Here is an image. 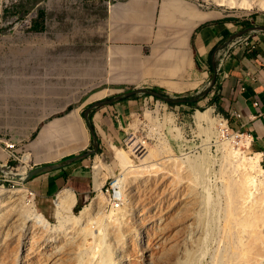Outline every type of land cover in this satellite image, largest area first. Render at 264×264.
Instances as JSON below:
<instances>
[{
	"label": "rangeland",
	"instance_id": "rangeland-1",
	"mask_svg": "<svg viewBox=\"0 0 264 264\" xmlns=\"http://www.w3.org/2000/svg\"><path fill=\"white\" fill-rule=\"evenodd\" d=\"M109 2L115 1L0 0V140L5 144H13L16 149L44 119L62 112L70 104L81 103L101 85L105 77ZM197 2L204 8H222L241 16L264 14V7L260 5L247 9L224 6L218 0ZM112 93L108 92L107 97L117 94ZM136 106L129 139L118 146L135 164L141 165L143 156L134 154L129 140L148 142L149 149L157 152L150 162H165L160 171L152 174L150 182L147 176L136 173L133 182L128 184L120 175L121 163L115 159L111 144L104 148L103 155L92 157L88 164L92 178L96 172L104 171L107 186L113 179L115 191H121L125 185L126 199H122L123 206L119 210L110 207L102 188L95 189L86 203L67 212L62 208L57 210L55 199L42 207L26 184H17L13 179L1 180L3 189L14 192L22 189L24 197L17 201L16 208L0 203V264H24L27 246H41L40 250L46 251L53 243L73 239L76 229L85 225L82 217L86 210L92 214L100 212L97 218H104L102 223L97 219L87 225L92 230L86 227L95 239L98 230L106 227L110 230L107 239L114 244L112 234L115 235L116 220L120 223L123 241L114 247L116 261L109 264H181L180 250L189 231L185 225L183 230L181 217L183 219L187 202L194 198L188 194L200 192H207L209 207L205 209L208 220L197 225L199 236L202 240L205 238L207 251L199 264H264V172L256 173L241 166L243 158L231 160V144L238 145L233 140L223 142V134L218 137L220 129L216 122H201L196 117L198 112L213 109V118L221 119L216 115L217 108L206 101L193 106L168 104L149 95H141ZM244 148V155L253 156ZM16 155L28 157L24 152ZM25 158L21 159V164L11 159V167L18 171L27 167L30 160L26 162ZM98 159L107 166L101 172L97 167ZM260 164L264 169L261 156ZM195 166L206 168L207 176L203 181L207 180L208 189L205 192L193 174ZM233 170L238 178L247 172L255 180L254 194L245 210H241L234 199V180L229 175ZM198 205L193 207L196 213L204 209ZM5 213L12 215L5 217ZM40 213L47 220L44 225L36 223ZM170 214L180 222L164 234L154 231ZM142 217L147 219L145 224L139 221ZM21 218L26 221L22 223ZM150 228V254L153 250L161 251L165 244L170 249L158 253L153 263L144 251L147 242L144 233L148 234ZM135 231L140 236L136 237ZM132 241L137 251L131 250ZM99 244L101 246V242ZM83 245L81 253L75 254L78 261L70 264L79 263L82 256H87L88 246ZM33 261L30 258L29 263Z\"/></svg>",
	"mask_w": 264,
	"mask_h": 264
},
{
	"label": "crops",
	"instance_id": "crops-1",
	"mask_svg": "<svg viewBox=\"0 0 264 264\" xmlns=\"http://www.w3.org/2000/svg\"><path fill=\"white\" fill-rule=\"evenodd\" d=\"M257 26H264V14L241 16L222 8H204L197 0L111 3L101 85L81 103L70 104L44 119L16 149L7 148L8 144L0 140V165L11 167V154L23 152L30 160L24 166L27 170L80 155L93 148L85 118V111L93 104L136 89L175 98H197L213 75L214 87L198 102H210L227 117L231 130L248 139L244 148L248 154L261 156L264 163V32L248 33L257 41L253 51L233 45L237 36ZM233 37L237 38L230 41ZM108 92L117 94L107 97ZM139 97L104 105L90 113L101 155L111 144L119 162L118 145L127 140ZM90 159L36 176L26 185L42 207L55 199L57 210L61 204L74 209L86 203L95 189L99 191L107 178L104 171L96 172L94 179L90 176ZM97 162L103 164L101 159ZM5 179L10 178L0 172V181Z\"/></svg>",
	"mask_w": 264,
	"mask_h": 264
},
{
	"label": "bare ground",
	"instance_id": "bare-ground-1",
	"mask_svg": "<svg viewBox=\"0 0 264 264\" xmlns=\"http://www.w3.org/2000/svg\"><path fill=\"white\" fill-rule=\"evenodd\" d=\"M218 1L220 2L221 5H224V6L227 5V6L247 8V9H252L254 5H260L261 7H264V0H218ZM212 112H213V109H209L205 112H198V113L196 112L197 113L196 117L201 122L202 121L203 122H210V121L216 122L220 129L218 137L220 138L223 137L222 136L223 134L224 135V138L222 139L223 142L232 143V140H233L238 145V147L237 146L233 147L234 144H231L232 147H230V159L235 160L238 157L243 158V161H241L242 163L240 164L241 166L243 165L246 168L248 167L249 169H251L252 171H255L256 173L264 172V169L262 168L260 164L259 156L247 157L246 155H244V153H242L243 152L242 147H246L249 143L248 139L245 137H243L240 140H236L235 137H231L227 139L226 131H225L226 129L225 122L221 119H214L212 116ZM204 143L206 144V142ZM129 144H131L132 146L131 149L134 151V154L139 153L143 156V158L140 159L142 164L141 165L135 164V162L129 156H127L128 154L127 155L125 154L123 148H120V154L118 155L119 156L118 158L121 163L120 165L122 167L120 175L123 176V178H125V181H127V183L129 184L133 182L134 175L140 172L141 174L147 176V182H150L151 180L150 177L152 176V174H154L157 171H160V169L165 164V162L163 160H157L155 162H150V159L154 158L157 152L155 150L149 149L148 142L138 141V140H135L134 138H131L129 140ZM28 159L29 158L26 157L25 161L27 162ZM97 165H98L97 167L99 168V172L104 170L105 168L104 164H102L101 162H98ZM238 168H240L239 165H238ZM22 169H23L22 172L21 171H18V172L19 174L24 175L26 171L28 170L25 167H23ZM193 171H194L193 174L196 176V180L200 181L201 188L204 190V192L205 190L207 191L208 189L207 180L203 181L207 176L206 168L203 166V169H202V167L199 168L198 166H195V169ZM229 175H230V179L234 180V182H232L234 184V189H235L234 199H237L240 209L245 210L248 207L249 202L251 201V197L254 194L253 192V188L255 186L254 177H252V175L248 174L247 172L245 173L243 172L242 177L238 178L235 176L234 170L231 171ZM188 188L191 189L192 186L190 185L188 186ZM99 190H101V187L99 188ZM116 192H120L121 198L123 197L122 198L123 200L126 199L125 185L121 187V191H116ZM23 193L24 192L22 189L14 192V191H7L3 189V187L0 186V203L12 204V205H15V208H16L18 206L17 201H22L24 197ZM205 193L200 192L196 194L194 193L188 194L190 196H193L194 198H191L187 202V204L184 207L185 212L183 214L184 215L183 219L181 217V220H182L181 223L183 226V230H185L186 227L189 228L187 237L183 239V246H182L183 248L182 250H180L181 252H180L179 258L181 257V260H182L181 264H199L201 263V260L203 259L204 255L206 254L205 252H207L205 250V245H206L205 238L202 240V238L199 236L200 234L197 228V225L199 224V222L205 223L208 220L207 211L205 209L208 210L209 199L207 198V192ZM105 198L109 201L108 196H106ZM202 199L204 202H202ZM197 204L202 205V208L204 209H201V210L198 209L199 211L196 213L195 211H193V207L196 206ZM59 207L62 208L63 210H66L67 212H72V205L61 204L59 205ZM99 213L100 212L96 214L94 213L92 214L90 210H86L83 213V217H82L84 219L83 221L85 225H83L79 229H76L78 230L77 235L74 236L73 239H69V240L66 239L64 240V242H61L59 244L53 243L51 246L48 247V250L46 251H41L40 250L41 246L37 248H34L31 245L29 247L27 246V248L25 249V257H24L25 263L30 264L29 260L30 258H33L34 259L33 264H70L74 261H78L76 260L75 254L77 252L81 253L82 243L88 246V249H87L88 252H86L87 256L85 258L83 256L81 257L82 259V261L80 260L81 263L75 262L73 264H109L111 261L112 262L116 261V259L113 258V255H114L113 251H115L114 247L118 246L123 241V234L121 232L120 223L117 222L116 220V224H115L116 227L114 226L115 235L114 233L112 234L114 244H112V242L108 241L107 239L109 237L108 232L110 230L106 227L98 230L99 234L96 239L94 236H90V233H89L90 231H86V227L89 230H92V227L89 228L87 225H89L94 220L101 219V223H102L104 218H97ZM10 215L12 214L5 213V217H8ZM102 216L103 215L101 214V217ZM171 216L172 215L170 214L167 217H165L162 225L160 227H155L154 231L164 234V232L166 230H169L173 224L180 222L179 219L177 222ZM21 219H22V223L26 221L24 218H21ZM37 219H38V222L36 223L39 225H44L45 223H47V220L45 219L42 213L38 214ZM146 220L147 219H145V217H142L140 218L139 221L142 224H145ZM73 221L76 222L78 220L74 219ZM184 225L186 227H184ZM201 229L204 232V235L209 237L208 236L209 234H207V232L205 233L203 228ZM150 230L151 228L149 229L148 234L144 233L147 235V242H146V246H144L145 247L144 251H145L146 257L149 258L153 263L158 253H164L170 249L168 248L169 246L165 244V247L161 251L156 252L153 250L152 254H150L151 252V249H149V246H150L149 241H151ZM134 233L136 237L140 236L138 232L135 231ZM159 240H161V238L158 239V241ZM100 242H101L102 247L99 244ZM132 242L134 243V241ZM70 247H75V248L70 249ZM131 250L137 251V245L135 243L131 245ZM32 254H34V256H32Z\"/></svg>",
	"mask_w": 264,
	"mask_h": 264
},
{
	"label": "water",
	"instance_id": "water-1",
	"mask_svg": "<svg viewBox=\"0 0 264 264\" xmlns=\"http://www.w3.org/2000/svg\"><path fill=\"white\" fill-rule=\"evenodd\" d=\"M253 31H257V32H264V26H257V27H252V28H248L246 31H244L241 35L237 36V37H242L243 35H246L250 32ZM237 37H233L230 39V41H233L235 38ZM215 81H216V76L213 75L207 89L202 92L197 98H175V97H171V96H167L164 94H161L159 92L156 91H151V90H146V89H136V90H131L128 91L126 93L114 96L110 99L104 100V101H100L97 102L95 104H93L92 106H90L86 111H85V118L87 121V124L89 126V129L91 131L92 134V139H93V148L87 152H84L80 155L68 158L66 160H62L60 162L54 163V164H48V165H44V166H40L31 170H28L24 175L19 174V172H16L12 167L10 166H5V165H0V172L3 173L7 178L13 179L15 181L21 182L23 184H26L29 180H31L32 178L45 174V173H50L53 171H57L60 169H64L70 165H73L75 163H78L80 161H83L85 159H89L92 158L96 155L99 154V149H100V142L99 139L96 135L95 130L93 129L91 120L89 118L90 113L95 110L96 108H99L101 106L104 105H112L115 104L117 102H120L122 100L131 98L133 96H141V95H149L152 96L154 98L160 99L165 103L168 104H191V103H195L198 102L199 100L205 98L211 91V89L214 87L215 85Z\"/></svg>",
	"mask_w": 264,
	"mask_h": 264
},
{
	"label": "built area",
	"instance_id": "built-area-1",
	"mask_svg": "<svg viewBox=\"0 0 264 264\" xmlns=\"http://www.w3.org/2000/svg\"><path fill=\"white\" fill-rule=\"evenodd\" d=\"M113 1H119V0H113ZM109 5H111V3L109 2ZM233 45H238L241 46L243 48H245L247 51H253L257 48V41L255 40V37L252 36L251 34H247L245 36L239 37L236 39V41L233 42ZM217 117H220L221 120H223L226 124V134L228 135L227 137H235L236 139L240 140L244 137V134L239 132V131H232L231 127H230V123H229V119L225 116H223L222 114L218 113L216 114ZM236 117H240L239 114H234ZM132 118V116H131ZM130 133L127 136V139H129ZM127 141V140H126ZM15 146L13 144H8L7 148L13 149ZM140 152V151H139ZM12 159L17 160L19 163L22 161L21 159L23 157L17 156L16 154H11ZM16 172H18V168H13ZM27 172V171H26ZM7 181V179H5ZM9 181V180H8ZM15 183L17 184H21V182L15 181ZM23 184V183H22ZM107 182L105 183V185L103 186L102 190L103 193H105L106 196H108L109 198V204L110 207L114 210H119L122 206H123V200L121 198V194L120 192H116L114 189L115 186V180H112V183L107 186L106 185ZM25 185V184H24ZM4 186V184L2 185ZM29 193L31 195H34V197L36 196V194L31 191L30 189L28 190Z\"/></svg>",
	"mask_w": 264,
	"mask_h": 264
},
{
	"label": "trees",
	"instance_id": "trees-1",
	"mask_svg": "<svg viewBox=\"0 0 264 264\" xmlns=\"http://www.w3.org/2000/svg\"><path fill=\"white\" fill-rule=\"evenodd\" d=\"M197 102H195V103H191V104H188V105H190V106H193V105H195Z\"/></svg>",
	"mask_w": 264,
	"mask_h": 264
}]
</instances>
